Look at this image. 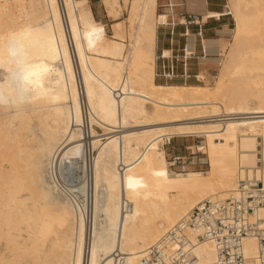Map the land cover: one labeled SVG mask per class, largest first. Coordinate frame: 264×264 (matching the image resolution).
<instances>
[{
	"label": "bare ground",
	"instance_id": "bare-ground-1",
	"mask_svg": "<svg viewBox=\"0 0 264 264\" xmlns=\"http://www.w3.org/2000/svg\"><path fill=\"white\" fill-rule=\"evenodd\" d=\"M160 1L124 0L123 23L120 0H103L106 36L85 0H0V34L27 36L23 62L0 67V84L19 92L29 74L23 100L0 106V264H141L204 199L241 181L264 188V0H223L199 14L233 18L212 85L154 81L156 24L176 14ZM175 136L204 138L207 172L168 166L163 145ZM51 161L90 174L69 188L74 201L49 182ZM185 232L193 264H212L214 243ZM241 249L255 264L251 234Z\"/></svg>",
	"mask_w": 264,
	"mask_h": 264
},
{
	"label": "built area",
	"instance_id": "built-area-1",
	"mask_svg": "<svg viewBox=\"0 0 264 264\" xmlns=\"http://www.w3.org/2000/svg\"><path fill=\"white\" fill-rule=\"evenodd\" d=\"M169 7L170 11L178 4L176 1L164 0L161 5ZM174 11V10H173ZM175 17L167 23H158L161 28H168L169 42L173 36H179L184 43L181 55L171 53L164 56L159 53L156 59L159 65L156 67L158 77L173 79L186 77V64L194 54H186L187 39L194 34L197 38L205 36V22H201L199 14L183 9L175 12ZM213 19V18H208ZM177 26L182 27V32L177 34ZM195 26L194 33L190 27ZM182 65L180 74L176 70V64ZM175 138V137H174ZM168 141L166 144H169ZM180 156H173L176 162ZM264 208V188L258 183H245L241 181L236 192H230L224 198L212 197L204 199L185 217L181 218L153 244L149 245L141 256V264H193L196 259L193 253L194 244L187 236V227L198 230V239H207L216 247V258L212 264H247L241 249V241L244 236L251 234L257 241L258 252L255 264H264V213L256 216L254 220L247 218L248 213L255 209Z\"/></svg>",
	"mask_w": 264,
	"mask_h": 264
},
{
	"label": "rangeland",
	"instance_id": "rangeland-1",
	"mask_svg": "<svg viewBox=\"0 0 264 264\" xmlns=\"http://www.w3.org/2000/svg\"><path fill=\"white\" fill-rule=\"evenodd\" d=\"M85 2L90 9L91 8L93 9L94 11V13H92V15H94L93 18L97 22L102 24L105 35L110 36L112 34V23L113 22L108 17V14L103 5V0H88V2L87 0H85ZM120 2H121L120 3L121 7L119 10L118 20L124 23L128 17V11L126 9L125 4L123 3L124 0H120ZM160 2H164V0H161ZM158 10L161 11V8H158ZM227 15L229 16H224L226 17L225 19L221 18L219 20H215V19H210L211 21L208 20L209 21L208 24H212V23L215 24L216 22L217 24H222V22L228 24L227 26H224L221 30H218L219 33L226 35V36H221L220 39L211 41L214 44H218V43L222 44L218 52L220 56L217 60V63L214 61L199 60L198 53L194 54V56L192 57L193 62L195 64L196 73L202 71L205 76V81L203 82L204 84H210V85L213 84L216 74L223 60V54L227 48L228 42L231 39V35L233 32V20H232L233 18L231 14H227ZM220 26L221 25H216L217 28H220ZM211 37H220V35H211ZM214 46L208 50L209 53H216V51L214 50V48L216 49V47ZM158 78L159 77H157V80L159 82H165L163 79L161 78L158 79ZM166 81H169V80H166ZM173 82L183 83L184 80L182 81L173 80ZM185 83L201 84L200 82L196 81L195 77H193V80H190V81H188L187 79ZM95 129H97V132L99 133L101 132L100 131L101 129L99 127L95 126ZM199 144H204L203 137L175 136V138L170 140L169 144H164L163 145L164 147L162 146L163 149L165 150V158L168 162V166L170 162L172 164L169 167L176 171L182 172V171H186L189 169H195V170L207 172L208 166H209L208 161H207V155L204 150L199 151L197 149V145ZM175 155L180 156V159L177 160L176 162H173L174 161L173 156ZM67 171L68 170H65V171L59 170V166L54 165V162L51 161L50 163L48 162L46 173L49 177V182H52L56 187V190H57L56 194L60 197H63L64 199H66V196L68 195L69 198L74 201L75 196L72 192H70L69 188L73 184H77L83 178H84V181H87L88 183L90 180V174L85 173L86 175L84 174L85 176L83 177L82 173L80 174L78 172V169L75 166H73V164H71V169L68 172ZM98 179L101 184L104 182L102 175H100ZM84 198H86V196ZM89 211L90 210L88 209V207L87 208L83 207V214L85 215V220L87 219V217H89Z\"/></svg>",
	"mask_w": 264,
	"mask_h": 264
},
{
	"label": "crops",
	"instance_id": "crops-1",
	"mask_svg": "<svg viewBox=\"0 0 264 264\" xmlns=\"http://www.w3.org/2000/svg\"><path fill=\"white\" fill-rule=\"evenodd\" d=\"M173 1H176L178 6L174 7L172 9V11H170L169 7H165L164 4L162 5L161 10L165 13H175V12L179 13L183 9H185V10L192 12V13L201 14V13H206L208 10L220 11V9L223 6L222 0H171L172 3H173ZM87 2H88V0H87ZM91 11H92V13H94L92 8H91ZM224 16H229V15H221V16H219L220 18L219 17H209V18L219 20L221 18L225 19L226 17H224ZM207 19H206L207 23L205 24V28H204L205 36L204 37L202 36V38H197L194 34L190 35V37L187 39V45L185 48V53L186 54L198 53L199 54V58H198L199 60H201V61H214L217 63V60L220 56V54L218 52H219L220 46L222 44H219V43L214 44L211 41L220 39L221 36H226V35L219 33L218 30H221L224 26H227L228 24H226L224 22H222V24H217V22L215 24L214 23L208 24V22L211 20L209 19V21H208ZM167 22L168 21H164L162 23H167ZM157 24H156V28H155L154 81L156 83H159V84L162 83V84H171V85H194V84H189V83H185V82L187 81V79H188V81H190V80H193V77H195L196 81L200 82L201 84H204L203 82L205 81V76H204L202 71L198 72L201 74V77L200 78L197 77L198 73H196L195 64H194L193 58H192L194 55L188 59L187 64H186V72H187L188 76H186L184 78L178 76V77H175L173 79H166V78L159 77V78L163 79L165 82H159L157 80L158 76L156 75L155 70H156V67L159 65V61L156 59V57L159 55V53H163L164 56H168L171 53V51L173 53H177V54L181 55V49H182V46L184 43L183 39L179 36H173V41H172V43H170L169 42V35H168L169 34L168 28L167 27L161 28ZM216 25H221V26H220V28H217L218 26L216 27ZM195 28H196L195 26L190 27V29L193 33L195 31ZM175 31L177 34L181 33L182 27L177 26ZM211 35H220V37H211ZM214 45H216V46H214ZM213 46L216 47V49L214 48L216 53H209L208 50L210 48H212ZM176 70L180 74V72L182 70V65L180 63L176 64ZM166 80H169V81H166ZM173 80L174 81L184 80V82L183 83H176V82H173Z\"/></svg>",
	"mask_w": 264,
	"mask_h": 264
},
{
	"label": "clouds",
	"instance_id": "clouds-1",
	"mask_svg": "<svg viewBox=\"0 0 264 264\" xmlns=\"http://www.w3.org/2000/svg\"><path fill=\"white\" fill-rule=\"evenodd\" d=\"M26 40L27 36L24 31L0 34V67L23 62V57L26 54ZM28 76L29 74L26 73L23 77L25 84L19 92L14 91L8 82L0 84V106L23 100L24 92L28 88Z\"/></svg>",
	"mask_w": 264,
	"mask_h": 264
}]
</instances>
